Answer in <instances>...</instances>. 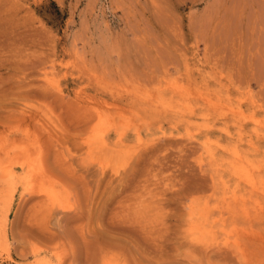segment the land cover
<instances>
[{
    "label": "rangeland",
    "instance_id": "rangeland-1",
    "mask_svg": "<svg viewBox=\"0 0 264 264\" xmlns=\"http://www.w3.org/2000/svg\"><path fill=\"white\" fill-rule=\"evenodd\" d=\"M0 264H264V0H0Z\"/></svg>",
    "mask_w": 264,
    "mask_h": 264
}]
</instances>
